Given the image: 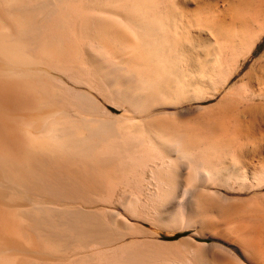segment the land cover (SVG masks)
<instances>
[{
    "label": "bare ground",
    "instance_id": "6f19581e",
    "mask_svg": "<svg viewBox=\"0 0 264 264\" xmlns=\"http://www.w3.org/2000/svg\"><path fill=\"white\" fill-rule=\"evenodd\" d=\"M0 264H264V0H0Z\"/></svg>",
    "mask_w": 264,
    "mask_h": 264
}]
</instances>
